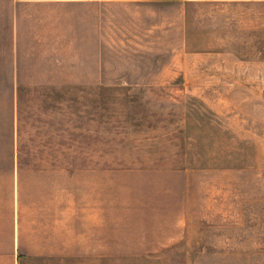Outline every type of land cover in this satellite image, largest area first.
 Masks as SVG:
<instances>
[{
  "label": "rangeland",
  "instance_id": "rangeland-1",
  "mask_svg": "<svg viewBox=\"0 0 264 264\" xmlns=\"http://www.w3.org/2000/svg\"><path fill=\"white\" fill-rule=\"evenodd\" d=\"M19 3L0 0V264L20 225L26 264H264V0L31 2L26 59L74 83L21 108Z\"/></svg>",
  "mask_w": 264,
  "mask_h": 264
},
{
  "label": "crops",
  "instance_id": "crops-1",
  "mask_svg": "<svg viewBox=\"0 0 264 264\" xmlns=\"http://www.w3.org/2000/svg\"><path fill=\"white\" fill-rule=\"evenodd\" d=\"M20 2L12 6L11 16V66L10 72H8L10 86L9 92L12 93L13 100L16 99V94L20 93V108L23 101V94L35 93V92H58L65 91L66 87H71L73 82V76L67 73H55L51 71H34L33 68L41 66L33 62L34 60L26 59V47L24 31L21 29L20 14L27 8H40L45 7L43 5H33L31 2L51 1L60 2V0H15ZM31 4L26 5L25 3ZM48 7H58L48 5ZM21 18V20H20ZM20 24V25H19ZM31 45V44H29ZM31 49V48H29ZM9 59V58H8ZM103 83V80H102ZM103 85V84H102ZM21 167V166H20ZM23 227L20 225V264L25 263L24 245H23ZM44 247V246H43ZM45 251V250H42Z\"/></svg>",
  "mask_w": 264,
  "mask_h": 264
}]
</instances>
